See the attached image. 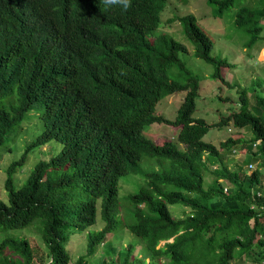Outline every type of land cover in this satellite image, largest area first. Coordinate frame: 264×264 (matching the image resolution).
Returning a JSON list of instances; mask_svg holds the SVG:
<instances>
[{"label":"trees","instance_id":"16d2710c","mask_svg":"<svg viewBox=\"0 0 264 264\" xmlns=\"http://www.w3.org/2000/svg\"><path fill=\"white\" fill-rule=\"evenodd\" d=\"M166 1L132 0L122 11L100 0H0V145L14 139L30 109L45 126L5 169L0 264H68L69 235L95 222L98 198L104 225L87 231L86 255L108 244L107 233L124 228L144 248L134 255L129 242L111 264L244 263L241 255L249 264H264V94L246 95L243 88L237 109L217 122L194 117L199 77L180 56L187 46L159 29ZM235 2L206 0L215 17ZM259 3L234 13L248 48L264 40V0ZM174 19L194 44L193 54L212 64L211 77L231 84L221 71L233 63L212 54L213 40L196 16L187 12L168 20ZM176 91H185L176 116L157 113V101ZM152 122L175 127V140L157 143L145 135ZM224 123L252 135L228 136L219 145L203 139L211 126ZM51 140L61 143L59 151L38 160L16 186L13 173L26 153ZM234 147L245 151L231 169L220 150L225 155ZM142 155L157 157L158 166H142ZM214 160L220 162L213 167ZM253 160L258 165L246 173L243 165ZM128 172L142 173L145 183L127 195L130 216L123 210L120 217L118 181ZM174 203L187 212L172 215L168 204ZM35 219L44 250L4 231ZM105 253L97 256L103 262ZM75 264H88L85 255Z\"/></svg>","mask_w":264,"mask_h":264},{"label":"rangeland","instance_id":"374dc122","mask_svg":"<svg viewBox=\"0 0 264 264\" xmlns=\"http://www.w3.org/2000/svg\"><path fill=\"white\" fill-rule=\"evenodd\" d=\"M246 2V3H245ZM243 4H251V6L259 5V0H236L234 6L227 10L222 17H215L210 12V5L206 3V0H168L162 11V24L159 29L170 33L173 37L183 42L188 51L180 54L185 60L187 66L193 70V72L199 77V89L196 97V107L192 115L194 117H203L207 122H217L221 117H224L233 109L238 107L239 92L246 88V95L252 92H259L264 94V40L262 43L256 42L251 48L245 47L244 41L247 38V34L242 30L235 27L233 24L234 13L236 9ZM192 12L198 22L205 28L206 32L211 36L213 40L212 54L219 55L227 58L233 63L232 67H223L222 74L231 84L221 82L220 80L211 77L212 64L205 61L201 57H197L193 54L194 44L183 33L181 29V23L177 19L169 21L170 17H178L181 14ZM264 24V18L260 20ZM261 77L262 80L258 84H255V79ZM235 85V86H234ZM231 86V87H230ZM185 91H176L173 94H168L160 98L156 105L155 110L157 113L164 115L167 118H174L176 116L178 107L183 99ZM15 92L13 96H15ZM253 102V98H250V103ZM45 128L44 123L39 117V113L36 109H30L24 119L21 122V128L10 142L4 139L0 145V198L7 201L8 192L4 188L5 169L7 165L13 160L17 159L25 149L26 144L33 139L38 133ZM236 128L231 124H221L211 126L207 132L203 135V139L219 145V142L225 140L228 136H240L244 139L251 137V132L246 131L244 128ZM144 134L151 137L157 143H161L166 138H172L175 140L177 129L172 126H167L160 122H152L144 129ZM258 141H256L257 143ZM179 146H183L179 144ZM240 147V146H239ZM61 148V143L56 140H51L42 146L35 148L26 153L24 158V164L17 168L13 173L16 176V180L20 183H15L19 186L28 175L33 165L40 159H47L53 154H56ZM254 149V147H253ZM244 150V149H243ZM237 149L224 155V149L220 152L223 154V162L227 164L231 169L238 167L239 161L244 158V151ZM204 156V155H203ZM157 157L142 155L141 165L147 168L157 167ZM220 162V161H219ZM219 162L214 160L215 166ZM251 166H247L248 172H251L255 165H258L257 160H253ZM211 173L206 174L207 180L211 178ZM24 179V180H23ZM23 180V181H22ZM22 181V182H21ZM15 182V181H14ZM145 183V177L142 173L128 172L120 176L118 181V206H120V217L128 213L130 201L127 195L130 192L137 190L141 184ZM205 185L207 182H204ZM260 193V192H259ZM100 198L96 201V219L95 222L88 225L83 231H71L69 239L66 243V247L69 250L70 260L68 264H75L79 255H85V259L88 264H111V261L115 257L118 251L123 252L129 242L133 243V254L140 255V248H144L140 237L132 233L130 230L121 229V231L110 236L111 233H107L106 239L109 237L108 244H100L96 249V253L86 255L87 231H93L100 229L104 225V220L100 213ZM182 205L180 203L168 204V208L172 215L179 217L181 212H187L180 210ZM124 210V211H123ZM130 216V215H129ZM183 216V214H182ZM35 219L31 225L20 229H7V235L18 236L24 235L29 238L32 245H39L44 250V244L39 237V222ZM35 222H37L35 224ZM35 225H38L39 230ZM105 239V240H106ZM172 240V238H169ZM103 243V242H102ZM163 241H160V244ZM255 249V246L253 245ZM107 250L105 253L106 261L103 262L97 256ZM47 249L44 255L45 260H48ZM96 254V256H95ZM243 262L249 264L250 259L241 255ZM242 259L234 260V264L241 263ZM35 264V263H34Z\"/></svg>","mask_w":264,"mask_h":264},{"label":"clouds","instance_id":"9594fccd","mask_svg":"<svg viewBox=\"0 0 264 264\" xmlns=\"http://www.w3.org/2000/svg\"><path fill=\"white\" fill-rule=\"evenodd\" d=\"M100 3H102L103 5H105L106 7H109V8H111V7H116V6H118L122 11H127V10H129L131 7H132V0H100ZM166 4L168 5V0L166 1ZM163 11V10H162ZM190 12V11H189ZM185 14V13H184ZM161 15H162V12H161ZM182 15V14H181ZM258 142H259V140H257ZM257 142V143H258ZM182 144V143H181ZM256 144V141H255V143H254V145ZM238 148H233L232 149V151H236ZM241 150H243V149H241ZM243 151H245V149L243 150ZM217 160V159H216ZM214 162V161H213ZM218 162V161H217ZM253 163L252 162H248V163H245L244 165H243V168L245 169V172L246 173H251V172H248V168H247V166H251ZM213 167L215 166V164H213L212 165ZM255 167H256V165H255ZM254 167V168H255ZM220 180H222V179H220ZM226 188V187H225ZM260 191H258L257 192V195H260L261 194V192L259 193ZM131 244H133V243H131ZM237 257V255L235 256V258ZM234 260H236V259H234ZM234 260H232V262H231V264H234Z\"/></svg>","mask_w":264,"mask_h":264}]
</instances>
